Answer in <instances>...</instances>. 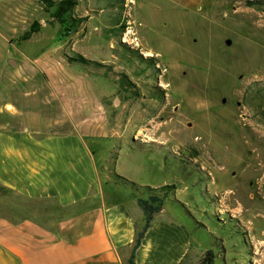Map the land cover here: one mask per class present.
Returning <instances> with one entry per match:
<instances>
[{
	"label": "rangeland",
	"instance_id": "obj_1",
	"mask_svg": "<svg viewBox=\"0 0 264 264\" xmlns=\"http://www.w3.org/2000/svg\"><path fill=\"white\" fill-rule=\"evenodd\" d=\"M63 1L0 0V127L82 132L113 200L167 185L183 264H264V0Z\"/></svg>",
	"mask_w": 264,
	"mask_h": 264
},
{
	"label": "crops",
	"instance_id": "obj_2",
	"mask_svg": "<svg viewBox=\"0 0 264 264\" xmlns=\"http://www.w3.org/2000/svg\"><path fill=\"white\" fill-rule=\"evenodd\" d=\"M100 172L82 132L0 127V264H129L143 210L107 195ZM164 212L134 264H183L191 252L189 228Z\"/></svg>",
	"mask_w": 264,
	"mask_h": 264
},
{
	"label": "trees",
	"instance_id": "obj_3",
	"mask_svg": "<svg viewBox=\"0 0 264 264\" xmlns=\"http://www.w3.org/2000/svg\"><path fill=\"white\" fill-rule=\"evenodd\" d=\"M72 5H73L72 0L63 1L58 8V15L61 16L65 13H67ZM35 31H37V27H33L30 31L26 32L24 35L25 39H28L33 34V32H35ZM122 180L126 184H129L130 186H132V188H135V189L140 188V186H138L136 183H134L132 181H129L128 179L122 178ZM145 188H147L150 191V195L148 196V198H146V199L138 198L137 199L138 205L143 210L145 222H144V225H143L142 229L139 231L138 236L135 240V244L133 247L131 258L129 260V264H134L133 258L135 256L136 249L140 246L141 240L143 239L145 233L151 227L155 215L163 209L164 198L166 197V195H161V193H159V192H161L163 190L167 191L168 186L165 185V186L160 187V188H151V187H145Z\"/></svg>",
	"mask_w": 264,
	"mask_h": 264
},
{
	"label": "water",
	"instance_id": "obj_4",
	"mask_svg": "<svg viewBox=\"0 0 264 264\" xmlns=\"http://www.w3.org/2000/svg\"><path fill=\"white\" fill-rule=\"evenodd\" d=\"M230 44H231V41L227 40V45H230ZM11 63H12V65H14L15 62L11 60Z\"/></svg>",
	"mask_w": 264,
	"mask_h": 264
},
{
	"label": "bare ground",
	"instance_id": "obj_5",
	"mask_svg": "<svg viewBox=\"0 0 264 264\" xmlns=\"http://www.w3.org/2000/svg\"><path fill=\"white\" fill-rule=\"evenodd\" d=\"M149 55H151V54L149 53Z\"/></svg>",
	"mask_w": 264,
	"mask_h": 264
}]
</instances>
